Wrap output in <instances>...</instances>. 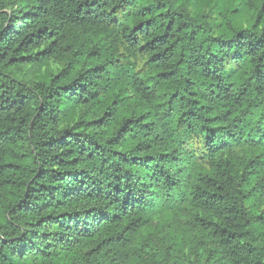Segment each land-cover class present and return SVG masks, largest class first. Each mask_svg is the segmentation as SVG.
I'll list each match as a JSON object with an SVG mask.
<instances>
[{"label": "trees", "instance_id": "16d2710c", "mask_svg": "<svg viewBox=\"0 0 264 264\" xmlns=\"http://www.w3.org/2000/svg\"><path fill=\"white\" fill-rule=\"evenodd\" d=\"M189 250L264 264V0H0V264Z\"/></svg>", "mask_w": 264, "mask_h": 264}, {"label": "rangeland", "instance_id": "374dc122", "mask_svg": "<svg viewBox=\"0 0 264 264\" xmlns=\"http://www.w3.org/2000/svg\"><path fill=\"white\" fill-rule=\"evenodd\" d=\"M57 68V64L53 61H50L48 64L41 66H21L18 69H13L12 74L19 80L33 82L40 78L43 74H48L49 71H54ZM239 154L245 153L244 149L238 150ZM172 233H166L164 235H160L159 233L152 232L150 238H171ZM188 259L190 261L195 262L196 256H194L192 250L188 251Z\"/></svg>", "mask_w": 264, "mask_h": 264}]
</instances>
